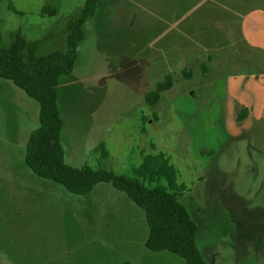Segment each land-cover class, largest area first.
I'll return each instance as SVG.
<instances>
[{
    "label": "crops",
    "instance_id": "0c3cea01",
    "mask_svg": "<svg viewBox=\"0 0 264 264\" xmlns=\"http://www.w3.org/2000/svg\"><path fill=\"white\" fill-rule=\"evenodd\" d=\"M83 31L57 86L64 161L172 191L134 171L164 161L206 262L223 264L234 239L218 229L228 208L235 236L250 224L245 249H264V0H99ZM167 76L148 107L144 95ZM38 113L0 78V264H131L148 234L143 210L110 182L79 195L35 174L25 150ZM66 120L85 132L82 158L63 144Z\"/></svg>",
    "mask_w": 264,
    "mask_h": 264
},
{
    "label": "trees",
    "instance_id": "16d2710c",
    "mask_svg": "<svg viewBox=\"0 0 264 264\" xmlns=\"http://www.w3.org/2000/svg\"><path fill=\"white\" fill-rule=\"evenodd\" d=\"M98 2L85 0L78 13L67 19L65 51L37 55L34 43H28L20 35L8 49H0V78L10 80L39 105L38 126L28 136L25 162L35 174L59 183L73 194L85 195L97 183L110 182L143 210L148 226L144 243L146 249L152 252L168 251L182 258L185 264H215L214 259L208 262L204 260L196 244L198 226L178 199L175 172L167 163L157 159L148 160L134 171L139 176H163L172 191L163 186L148 188L136 178L117 175L112 171H92L86 164L72 167L64 161L60 142L63 121L57 105L58 80L71 72L78 45L84 36V24L96 12ZM43 12L55 14L56 9L47 5ZM201 68L205 72V66ZM182 74L190 77L191 71L183 69ZM171 85V78L165 77L144 95V103L148 107L155 105L160 94ZM121 264L130 262L123 261Z\"/></svg>",
    "mask_w": 264,
    "mask_h": 264
},
{
    "label": "rangeland",
    "instance_id": "374dc122",
    "mask_svg": "<svg viewBox=\"0 0 264 264\" xmlns=\"http://www.w3.org/2000/svg\"><path fill=\"white\" fill-rule=\"evenodd\" d=\"M84 1L0 0V49H8L16 37L20 35L28 43H34L33 47L37 55H45L52 51H65V23L67 19L78 13ZM9 4H11V8H9ZM47 5L54 7L56 13H44L43 8ZM66 123H70V121L64 122L63 144H65L68 153L77 151L78 159L82 158L83 151L80 148L86 143H84L85 132L80 133L77 127H71V124L68 127ZM233 210L228 208L225 211V216L220 217L218 224L219 231L223 233L231 228L233 230L231 236L234 237L228 246L222 245L224 250L219 252L223 264H264V249L253 248L251 252L245 249L249 242L244 231L250 225L249 223L235 236L236 230L240 229L242 225L231 223L230 216L233 214ZM140 233L142 234V231ZM211 234L216 235V231H211ZM258 240L256 238L255 241L258 242ZM140 245L141 248H137L136 254L131 259V264H185L182 258L167 251L152 252L148 250V254L144 255L142 253L146 249L141 243Z\"/></svg>",
    "mask_w": 264,
    "mask_h": 264
}]
</instances>
